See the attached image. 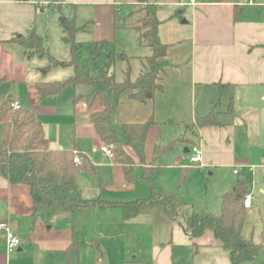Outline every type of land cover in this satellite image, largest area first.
I'll return each instance as SVG.
<instances>
[{
	"label": "crops",
	"instance_id": "0c3cea01",
	"mask_svg": "<svg viewBox=\"0 0 264 264\" xmlns=\"http://www.w3.org/2000/svg\"><path fill=\"white\" fill-rule=\"evenodd\" d=\"M135 1L54 2L60 10L68 9V5L84 8L90 19L77 26L86 25L78 31L87 30L89 37L81 43H102L103 50L116 33V10L123 12L121 7ZM148 1L158 6V35L168 47L158 74L161 88L145 101L121 94L111 116L121 146L133 159L136 175L128 181L122 164L99 149L103 141L90 121V113L102 106L98 98L88 101L84 97L94 89L78 87L87 84L69 85L72 88L65 95L64 87L46 96L36 89L38 81L58 79L46 77V71L41 69L44 55H28L15 38L33 28L41 34L45 48L49 31L46 29L44 37V10L51 2L0 0V75L4 81L25 87V92L10 93L7 97L34 113L50 149L63 148L86 158V163L76 165L77 170L81 167L88 173L83 181L77 177L80 194L85 199L102 201L78 207L73 213L35 212L29 187L0 174V220H7L21 238L20 245L8 250L0 233V264H232L229 250L220 246L208 231L196 239L195 248L183 223L170 219L160 204H154L149 211L124 216L121 203L149 198L150 183L139 176L142 166L157 167L151 184L167 191L164 181H160L164 178L156 179L157 175L171 165L180 166L179 176L181 169L186 170L188 165L179 162L182 157L169 156L177 143L189 153L191 164L189 147L195 143L202 149V164L193 165L208 168V174L214 172L211 168L224 171L222 191L217 196L218 213L221 196L239 181L245 185L244 196L252 197L245 211L264 212V179L258 171L264 156V0H254L252 4L248 0ZM65 50L67 53L58 43L48 51L68 61L71 52L69 58L58 53L65 54ZM149 53L134 55L141 67ZM99 56L94 66L96 73L102 64ZM74 61L77 62L75 58ZM108 64L104 70L114 75L113 66ZM128 68L127 65L123 73ZM208 113L214 114V121L199 125V118ZM147 120L152 122L144 144L145 159L140 162L122 132V125ZM169 159H173L172 164ZM235 166L237 172H233ZM253 177L257 181L253 182ZM140 181L145 182L144 186ZM242 199H235L234 203L242 204ZM187 206L190 209L182 205L187 211L194 207ZM245 222L246 216L242 234L260 244L258 257L264 260V217L261 228L246 235ZM239 264L261 263L253 260Z\"/></svg>",
	"mask_w": 264,
	"mask_h": 264
},
{
	"label": "trees",
	"instance_id": "16d2710c",
	"mask_svg": "<svg viewBox=\"0 0 264 264\" xmlns=\"http://www.w3.org/2000/svg\"><path fill=\"white\" fill-rule=\"evenodd\" d=\"M157 5L148 0H136L134 3L116 10V19L120 16L123 27L136 30L138 41L147 46L150 53L145 56L144 67L134 78H130V71L126 70L123 80L117 81L108 70L91 73V66L97 65L98 56L102 52V43L88 42L86 50L91 55L87 66L74 61V55L80 47L75 40V33L85 26H76L68 21L63 14H59L58 22L71 39L70 60H61L47 53L44 48L41 34L30 28L25 34L16 36L17 42L24 46L28 55H47L54 65L71 64L73 72L66 78L56 81H38L36 89L43 95H52L61 91L67 85L87 84L96 88L87 94L97 97L101 109L90 113L96 133L101 141L110 144L113 148V159L122 164L126 179L131 181L136 173L133 169V159L121 146L120 134L111 120L121 94L129 98L145 101L151 98L154 91L161 88L158 82L159 71L164 64L167 44L163 43L158 35L160 20L156 15ZM133 9V11H132ZM123 57H126L122 53ZM107 69L109 64L104 65ZM4 78L0 75V82ZM98 87V88H97ZM221 88V86H220ZM111 90L112 97L107 95ZM80 97V96H78ZM84 97L87 98L86 94ZM12 98L0 94V174L11 182L24 183L29 187L33 200L34 211H68L73 213L78 207L92 203H101L97 199H85L78 188V170L73 162V151L50 149L43 126L28 107L12 108ZM214 114L199 118L198 124H206L213 120ZM151 120L144 122H130L122 125L127 142L132 147L140 162L144 161V144L151 124ZM81 161L86 158L81 154ZM158 171L154 166H142L139 176L150 183V195L147 200L136 199L121 203L124 216H130L142 211H149L154 204L162 205L164 213L175 219H183V229L192 239L196 248V239L206 231H210L217 243L230 252L232 264L257 260L260 244L242 234L245 221V207L241 203H234L245 194V185L239 181L237 185L221 196V209L218 214L204 209L187 211L182 207L176 195L162 187L151 184V177ZM185 169H181L179 180H183Z\"/></svg>",
	"mask_w": 264,
	"mask_h": 264
},
{
	"label": "rangeland",
	"instance_id": "374dc122",
	"mask_svg": "<svg viewBox=\"0 0 264 264\" xmlns=\"http://www.w3.org/2000/svg\"><path fill=\"white\" fill-rule=\"evenodd\" d=\"M55 0H45V2L49 3L51 2V5L44 10L47 18V25L43 24L42 26V33L43 36H45L46 29L49 31V38L48 43L46 42L47 39H45V51L50 54H54L53 52L48 51L55 49V46L59 43L68 50L65 54L62 51H58L60 55H65V57H71L70 55V42L71 39L69 38V34L63 30V28L59 25L58 22V16L59 14H63L68 21H72L74 25H81L85 22H87L90 19V16H88V12L84 8L76 7L73 5H68V9L60 10V8L57 7V4L54 2ZM89 11V10H88ZM133 11V9H132ZM115 22L116 27V33L114 36V39L111 42H108L103 46V50L101 52V55L99 56V63H102L99 66V71L102 69L104 70L106 67L103 66V61H106V63H111L113 68L111 71H114V78L117 81L123 80L125 77H127L125 73H123V69L126 68L128 65V70L130 71V78H134L139 71H144L145 67L138 64V61H136L134 55L136 53H149L150 50L147 46L141 45L138 41V35L137 32L133 29H128L126 27H123L121 25L122 19L117 17ZM90 24V22H88ZM54 29L56 31L55 36L54 35ZM87 31V30H86ZM86 31L80 30L78 31L74 37L75 40L80 42V47L77 50V52L74 55L75 60L84 65L87 66L91 60V55L86 51V45L82 44L81 42L89 37L87 35ZM60 32V33H59ZM53 37V38H52ZM55 39V41H54ZM57 51V50H56ZM106 53H109L110 56H107ZM122 53H126L130 57H121ZM130 59V60H129ZM43 64H41V69L45 70L46 77L48 78H54L55 79H63L67 75H69L73 69L72 65H54L50 62L47 55L43 56ZM129 60V61H128ZM127 64H126V62ZM126 65V66H125ZM48 67H50L48 69ZM91 73H96V68L94 66H91ZM125 75V76H124ZM79 88H93L89 85H81L78 86ZM66 91L63 90L64 95L67 92H70L68 90H71V86L65 87ZM98 88V87H97ZM93 90V91H94ZM19 92H25L24 85L17 83V82H7L3 81L0 82V94H4L7 96L8 94L12 93L13 95L18 94ZM89 93V92H88ZM108 97L111 98V90H108L107 92ZM87 98L86 100L91 101L96 99L97 97H93L90 94L86 93ZM129 148V146H128ZM173 155H169L170 158H173V156H179L182 157L180 159V163L184 161L188 166L186 168L185 176L183 180H179V167L175 166H169L168 168L164 169L160 175H157L156 179L158 178H164L166 188L177 194L179 197V202L186 208L188 207L190 209L191 206L187 205H193V209H206L211 210L213 213H218L217 207H218V200L217 196L222 191V185L223 182H221V179L223 177L224 171H220L217 168H211L210 170H214L212 174H208L209 169L198 167L190 163L189 161V153L184 152L183 148L180 146L179 143L173 147L172 150H170ZM155 153V152H154ZM164 161V160H163ZM169 163H173V159L168 160ZM228 170L229 169H224ZM259 172L262 173V179H264V170L259 168ZM255 172V171H254ZM78 173H79V181H83L84 178H88V173L81 170V167H78ZM161 176V177H160ZM257 181L255 177H253V182ZM140 184H145V182L140 181ZM187 209V208H186ZM245 211L246 216V222L244 227V233L245 235L249 233L250 230L253 229L254 232H257L259 228H261V218L264 217V212L257 213L256 211ZM254 212V213H253ZM174 220H179L183 223V219L180 216H177ZM211 233L210 231H208Z\"/></svg>",
	"mask_w": 264,
	"mask_h": 264
},
{
	"label": "built area",
	"instance_id": "2783aa9c",
	"mask_svg": "<svg viewBox=\"0 0 264 264\" xmlns=\"http://www.w3.org/2000/svg\"><path fill=\"white\" fill-rule=\"evenodd\" d=\"M193 1L194 0H190V2H193ZM248 3L252 4L255 2H254V0H248ZM11 106H12V108L22 107L18 100H12ZM99 149L107 157H109L111 159L114 157L113 148L110 144H108L106 142H102V144L99 146ZM189 150L191 152V154H190L191 162L193 164L201 165L202 164V149H201L200 145L193 143L190 145ZM73 162L75 163V165H79L82 162L81 157L76 153H74V155H73ZM258 166L264 169V156L261 157ZM233 172H237V166H235L233 168ZM251 200H252L251 194H247L242 199V205L244 207H250ZM0 233H2L4 236L6 247L8 250H11V249L17 247L18 245H20L21 238L19 237L18 234H16L10 228L7 220H0Z\"/></svg>",
	"mask_w": 264,
	"mask_h": 264
},
{
	"label": "water",
	"instance_id": "95a60500",
	"mask_svg": "<svg viewBox=\"0 0 264 264\" xmlns=\"http://www.w3.org/2000/svg\"><path fill=\"white\" fill-rule=\"evenodd\" d=\"M8 98H9V96H8Z\"/></svg>",
	"mask_w": 264,
	"mask_h": 264
}]
</instances>
